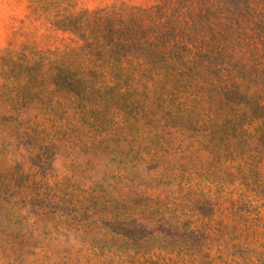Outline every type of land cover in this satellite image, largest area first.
Segmentation results:
<instances>
[{
    "label": "rangeland",
    "instance_id": "1",
    "mask_svg": "<svg viewBox=\"0 0 264 264\" xmlns=\"http://www.w3.org/2000/svg\"><path fill=\"white\" fill-rule=\"evenodd\" d=\"M0 264H264V0H0Z\"/></svg>",
    "mask_w": 264,
    "mask_h": 264
},
{
    "label": "trees",
    "instance_id": "2",
    "mask_svg": "<svg viewBox=\"0 0 264 264\" xmlns=\"http://www.w3.org/2000/svg\"><path fill=\"white\" fill-rule=\"evenodd\" d=\"M135 25V23H132V27ZM137 27V26H136ZM140 31V28L138 29ZM132 31H130V27L126 26V27H119L118 28V33H123L126 36H130ZM134 45H136L137 47H139L140 49H143L144 47L141 44H137L135 42H133ZM151 59L153 61H160L161 58L163 57L162 53H160L159 51H148V54Z\"/></svg>",
    "mask_w": 264,
    "mask_h": 264
}]
</instances>
